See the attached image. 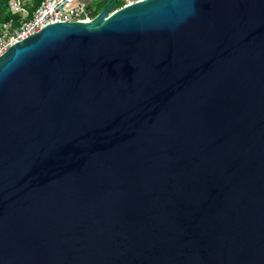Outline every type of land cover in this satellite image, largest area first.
Listing matches in <instances>:
<instances>
[{"label": "water", "instance_id": "1", "mask_svg": "<svg viewBox=\"0 0 264 264\" xmlns=\"http://www.w3.org/2000/svg\"><path fill=\"white\" fill-rule=\"evenodd\" d=\"M117 1L0 56V264H264V0Z\"/></svg>", "mask_w": 264, "mask_h": 264}, {"label": "built area", "instance_id": "2", "mask_svg": "<svg viewBox=\"0 0 264 264\" xmlns=\"http://www.w3.org/2000/svg\"><path fill=\"white\" fill-rule=\"evenodd\" d=\"M124 5L142 0H123ZM12 14L28 15L22 0H9ZM91 8L83 0H42L29 20L16 23L14 19L0 25V56L15 43L20 42L47 25L69 22H89ZM24 19V18H22Z\"/></svg>", "mask_w": 264, "mask_h": 264}, {"label": "trees", "instance_id": "3", "mask_svg": "<svg viewBox=\"0 0 264 264\" xmlns=\"http://www.w3.org/2000/svg\"><path fill=\"white\" fill-rule=\"evenodd\" d=\"M41 1L42 0H29V3L25 5L28 11V15L26 18L22 19L20 14H12L10 12L9 6H8L9 0H0V25L6 21H9L10 19H14L16 23L20 22L21 20H24V21L29 20L32 13L38 7ZM105 3L106 1H103L98 5V7L94 11L95 14H97L101 10V8L105 5ZM122 4L124 3L117 2L113 10L123 6Z\"/></svg>", "mask_w": 264, "mask_h": 264}, {"label": "crops", "instance_id": "4", "mask_svg": "<svg viewBox=\"0 0 264 264\" xmlns=\"http://www.w3.org/2000/svg\"><path fill=\"white\" fill-rule=\"evenodd\" d=\"M23 1V4H24V7L27 3H29V0H22ZM90 8H92L94 11L95 9L98 7V5L103 2V1H106V0H83ZM117 2H120V3H124L123 0H118ZM123 5V4H122ZM25 9L27 10V8L25 7ZM28 12V11H27ZM22 18H26V17H23L22 14H20Z\"/></svg>", "mask_w": 264, "mask_h": 264}]
</instances>
